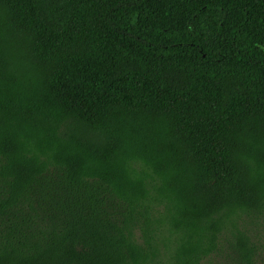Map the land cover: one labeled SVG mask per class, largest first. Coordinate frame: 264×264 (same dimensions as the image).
<instances>
[{
	"label": "trees",
	"instance_id": "16d2710c",
	"mask_svg": "<svg viewBox=\"0 0 264 264\" xmlns=\"http://www.w3.org/2000/svg\"><path fill=\"white\" fill-rule=\"evenodd\" d=\"M255 221L264 0H0V264H258Z\"/></svg>",
	"mask_w": 264,
	"mask_h": 264
},
{
	"label": "rangeland",
	"instance_id": "374dc122",
	"mask_svg": "<svg viewBox=\"0 0 264 264\" xmlns=\"http://www.w3.org/2000/svg\"><path fill=\"white\" fill-rule=\"evenodd\" d=\"M251 223V222H250ZM250 230L258 245V264H264V222L255 221L251 223ZM231 243L224 241L222 250L205 264H237Z\"/></svg>",
	"mask_w": 264,
	"mask_h": 264
}]
</instances>
